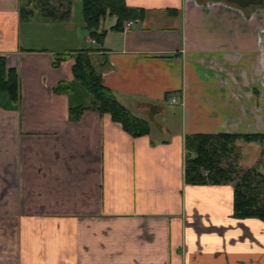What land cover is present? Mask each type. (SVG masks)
Masks as SVG:
<instances>
[{"label":"crops","instance_id":"0c3cea01","mask_svg":"<svg viewBox=\"0 0 264 264\" xmlns=\"http://www.w3.org/2000/svg\"><path fill=\"white\" fill-rule=\"evenodd\" d=\"M123 1L142 16H105L97 42L83 0L66 20L0 0L18 74L16 101L0 92V264H264V220L233 215V184L184 175L185 135L264 134V0ZM83 49L147 134L91 107Z\"/></svg>","mask_w":264,"mask_h":264},{"label":"trees","instance_id":"16d2710c","mask_svg":"<svg viewBox=\"0 0 264 264\" xmlns=\"http://www.w3.org/2000/svg\"><path fill=\"white\" fill-rule=\"evenodd\" d=\"M31 9L22 8V19L38 10L42 18L66 20L69 16L70 0H30ZM83 17L87 34L100 42L104 31L99 30L101 20L107 15L117 17L115 29H120L124 20L141 17L142 10L128 7L123 0H83ZM34 9V10H33ZM90 49H83L73 55V77L80 82L91 97V107L98 112H108L114 121L132 136L147 134L150 125L147 120L132 114L104 87L100 72L93 66ZM62 57H56L53 66H58ZM68 85L60 82L55 91L66 90ZM0 92L9 96L10 102L18 98V74L14 67L6 66L5 56H0ZM79 112L80 108L74 109ZM261 144L264 155V134L236 135L228 133H193L184 136L186 182L199 184L232 183L234 188L233 215L238 218L257 217L264 220V175L255 168L240 170L234 162L237 157V142ZM232 157L233 161H229Z\"/></svg>","mask_w":264,"mask_h":264},{"label":"rangeland","instance_id":"374dc122","mask_svg":"<svg viewBox=\"0 0 264 264\" xmlns=\"http://www.w3.org/2000/svg\"><path fill=\"white\" fill-rule=\"evenodd\" d=\"M236 145L237 157L234 162L237 163L239 169L244 171L250 168H255L258 172L264 175V155L260 154V149L263 146L261 144H246L243 141H238ZM229 158V161L233 159L232 157Z\"/></svg>","mask_w":264,"mask_h":264},{"label":"built area","instance_id":"2783aa9c","mask_svg":"<svg viewBox=\"0 0 264 264\" xmlns=\"http://www.w3.org/2000/svg\"><path fill=\"white\" fill-rule=\"evenodd\" d=\"M132 23H133L132 20H127V21H125V22H124V27L127 28V27H129L130 24H132Z\"/></svg>","mask_w":264,"mask_h":264}]
</instances>
